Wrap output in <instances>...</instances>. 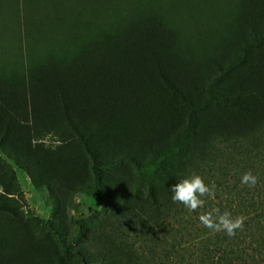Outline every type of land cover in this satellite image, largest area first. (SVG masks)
Listing matches in <instances>:
<instances>
[{
  "label": "rangeland",
  "instance_id": "374dc122",
  "mask_svg": "<svg viewBox=\"0 0 264 264\" xmlns=\"http://www.w3.org/2000/svg\"><path fill=\"white\" fill-rule=\"evenodd\" d=\"M250 5L248 0H0V85L19 88L29 82L30 71L81 61L86 74L91 62L120 53L146 26L165 37L160 54L177 88L194 104L206 105L200 111L214 114L213 128L228 135L234 131L232 112L209 106L206 91L215 81L235 80L239 49L251 41V28L264 33V9ZM230 65L222 77L219 67ZM241 129L240 134L248 132ZM39 139L48 151L64 138L42 134ZM96 148L98 160L109 164L102 168L103 199L81 186L82 180L94 185L95 179L92 160L78 145L65 160H72L79 174L51 189L43 186V172L30 154L19 161L29 166L33 181L24 169L8 164L14 176L6 181L8 204L15 211H0V264H82L75 253L88 264H207L203 237L211 230L198 219L203 212L188 210L193 221L183 226L163 222L150 207L136 168L111 165L136 148L104 143ZM225 175L220 190L228 192L234 178ZM203 180L213 191V180ZM210 200L218 203L214 196Z\"/></svg>",
  "mask_w": 264,
  "mask_h": 264
},
{
  "label": "trees",
  "instance_id": "16d2710c",
  "mask_svg": "<svg viewBox=\"0 0 264 264\" xmlns=\"http://www.w3.org/2000/svg\"><path fill=\"white\" fill-rule=\"evenodd\" d=\"M248 1L252 9L263 11L264 0ZM250 33L251 41L239 49L237 78L210 83L206 91L209 106L232 112L233 119L231 114L228 118L234 131L228 135L213 128L214 114L200 111L206 105L194 104L177 88L160 54L164 35L146 26L128 39L120 53L91 62L86 74L81 61L62 66L66 69L56 65L48 71H30L29 82L19 88L0 85V186L4 189L0 211H15L8 204L6 181L14 180L8 164L24 169L33 181L29 166L19 161V156L30 154L43 172V186L51 189L79 174L73 161L65 160L74 145L92 160L95 183L82 180V188L94 198H105L107 187L101 176L109 164L98 160L96 147L119 144L136 148V153L111 165L128 163L136 168L146 184L150 207L163 222L178 221L182 226L191 222L188 209L172 202L169 189L192 174L213 180L218 201L212 205L205 197L206 205L192 213L217 208V215L228 212L233 218H245L232 238L223 231L203 237L209 246L207 264H264V33L254 28ZM231 67H219L222 77ZM75 70L82 75H75ZM245 126L248 132L240 134ZM42 134L64 139L47 151L39 142ZM215 137L226 142L217 143ZM249 171L258 176L255 188L240 183ZM224 175L234 178L228 192L220 190ZM75 255L88 264L79 253Z\"/></svg>",
  "mask_w": 264,
  "mask_h": 264
},
{
  "label": "clouds",
  "instance_id": "9594fccd",
  "mask_svg": "<svg viewBox=\"0 0 264 264\" xmlns=\"http://www.w3.org/2000/svg\"><path fill=\"white\" fill-rule=\"evenodd\" d=\"M240 183L247 185L249 188H255L258 184V176L251 171L245 172ZM172 193L171 200L173 203L179 202L189 211H196L205 204V197L212 198L214 192L205 184L201 176L192 174L189 177L181 179L169 189ZM219 209L212 208L210 211L199 215L200 223L212 232L223 231L226 236L232 238L236 235V230L242 229L244 217L237 216L233 218L228 212L219 214Z\"/></svg>",
  "mask_w": 264,
  "mask_h": 264
},
{
  "label": "bare ground",
  "instance_id": "6f19581e",
  "mask_svg": "<svg viewBox=\"0 0 264 264\" xmlns=\"http://www.w3.org/2000/svg\"><path fill=\"white\" fill-rule=\"evenodd\" d=\"M57 2V1H56ZM105 2V1H104ZM37 21V20H36Z\"/></svg>",
  "mask_w": 264,
  "mask_h": 264
}]
</instances>
